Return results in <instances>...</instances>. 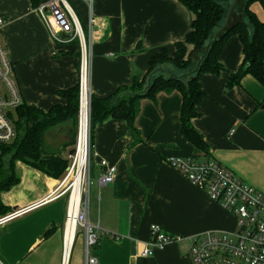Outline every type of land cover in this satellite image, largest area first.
<instances>
[{"label": "crops", "instance_id": "1", "mask_svg": "<svg viewBox=\"0 0 264 264\" xmlns=\"http://www.w3.org/2000/svg\"><path fill=\"white\" fill-rule=\"evenodd\" d=\"M69 2L89 43L87 3ZM251 7L264 21L262 3L255 1ZM93 15L90 87L99 97L130 85L136 74H146L151 58L164 48L173 52L193 21V13L180 0H94ZM0 17L6 20L0 27V43L13 63L25 104L44 110L65 104L60 92L79 83V42L56 41L31 0H0ZM221 62L220 73L201 77L207 97L193 119L208 154L181 132L179 91L142 99L136 119L141 142L132 145L124 120L110 118L96 127L91 155L94 182L89 192V220L101 227L100 242L91 249L96 264H193L187 245L179 242L141 256L153 224L184 236L236 229L235 216L171 165L169 157L218 161L250 185L264 189V85L247 75L240 85L227 87L230 74L243 62L239 36L226 42ZM73 133L71 122L50 130L48 150L69 158L75 147ZM103 160L117 167L112 183L98 182ZM16 172L19 182L1 193L9 210L0 211V216L51 200L0 227V259L5 264H62L68 206V195H59L63 177H51L22 161H17ZM74 244L69 264H86L82 232Z\"/></svg>", "mask_w": 264, "mask_h": 264}, {"label": "built area", "instance_id": "2", "mask_svg": "<svg viewBox=\"0 0 264 264\" xmlns=\"http://www.w3.org/2000/svg\"><path fill=\"white\" fill-rule=\"evenodd\" d=\"M84 1L89 10V43L80 19L69 0H48L36 7L52 37L58 42L78 41L81 52L76 153L69 157L70 164L61 184V186L64 185V190L59 194L68 195L62 264L70 262L79 229L82 230L85 238L86 264L98 262L97 258L91 254V249L99 244L101 238V227L89 220V192L94 182L91 169L93 146L91 144L92 91L90 77L93 56L92 28L95 17L93 15L94 0ZM5 22L6 20L0 17V27ZM23 103V96L14 76L13 63L7 49L0 43V145L9 144L15 139L17 131L10 117V111ZM83 119L85 121L84 137H82ZM230 134H233V131ZM81 146L84 150V161L80 167L78 156ZM168 161L233 214L237 221V227L232 232L210 230L197 235L184 236L167 232L160 225L153 224L150 229V239L141 256H150L157 248H163L171 242H179L187 245V253L193 264H264V189L250 185L215 160L203 161L192 157L172 156L168 158ZM101 165L103 170L98 177L99 184L112 183L117 176V167L110 165L106 160L101 161ZM78 175L80 180L76 187ZM49 200L51 199L47 198L35 205L1 215L0 227ZM111 236L117 241L121 239L116 234ZM0 264L5 263L0 259Z\"/></svg>", "mask_w": 264, "mask_h": 264}, {"label": "trees", "instance_id": "3", "mask_svg": "<svg viewBox=\"0 0 264 264\" xmlns=\"http://www.w3.org/2000/svg\"><path fill=\"white\" fill-rule=\"evenodd\" d=\"M31 1L35 7L41 3V0ZM180 1L193 13L191 30L185 40L177 42L173 52L164 48L154 55L150 60L147 73L134 75L130 85L122 86L106 97H99L92 93V146L96 127L110 118L124 120L127 123L129 134L133 138L132 145L143 141L136 125L142 99H155L160 92L179 91L182 94L181 132L196 149L208 154L209 148L203 135L193 125V119L200 115L199 107L207 97L201 77L205 73L218 74L224 69L221 54L226 42L232 36L236 35L241 39L243 62L236 72L230 74L227 87L240 85L247 75H252L264 85V21L251 7L255 1H260L264 6V0L237 2L227 28L212 44L199 69L189 76L186 74L195 68L196 62L205 52V47L225 23L232 0ZM150 75H152L151 83L147 91L141 93ZM60 94L66 103L56 104L49 110L24 102L10 111L17 135L11 143L0 145L1 152H10L7 165L0 159V211L2 213L8 212L9 208L3 205L1 193L10 190L20 180L16 172L17 161H22L54 178H62L66 173L70 159L59 153L50 152L46 144V135L55 127L71 122L74 143H76L80 105L79 83L61 91ZM51 231V228L48 229L45 235L48 236Z\"/></svg>", "mask_w": 264, "mask_h": 264}, {"label": "water", "instance_id": "4", "mask_svg": "<svg viewBox=\"0 0 264 264\" xmlns=\"http://www.w3.org/2000/svg\"><path fill=\"white\" fill-rule=\"evenodd\" d=\"M239 0H232L229 8H228V11H227V15H226V20H225V23L223 24V26L217 31V33H215L213 39L207 44V46L205 47V52L204 54L199 58V60L196 62V65H195V68L188 72L186 75L189 76L191 74H193L194 72H196L198 69H199V66L202 62V60L204 59V57L206 56V54L208 53L210 47L212 46V44H214L217 39L220 37V35L225 31V29L227 28L228 24H229V21H230V18H231V14H232V11L234 10L237 2ZM151 78H152V75H150L148 78H147V83L143 89V91L141 93H145L151 83ZM76 153V148L74 147L71 151H70V155H74Z\"/></svg>", "mask_w": 264, "mask_h": 264}, {"label": "bare ground", "instance_id": "5", "mask_svg": "<svg viewBox=\"0 0 264 264\" xmlns=\"http://www.w3.org/2000/svg\"><path fill=\"white\" fill-rule=\"evenodd\" d=\"M84 123H85V121L83 119L82 137H84V135H85ZM83 151H84L83 147L81 146V148L79 150V156H78V161L80 163V167H81V165L83 164V161H84V152ZM79 180H80V177L78 175L77 178H76V187L78 186Z\"/></svg>", "mask_w": 264, "mask_h": 264}, {"label": "rangeland", "instance_id": "6", "mask_svg": "<svg viewBox=\"0 0 264 264\" xmlns=\"http://www.w3.org/2000/svg\"><path fill=\"white\" fill-rule=\"evenodd\" d=\"M77 140V139H76ZM75 145H76V143H75ZM0 159H1V162H4V164H6L7 165V163H9V158H10V152H5V153H3V152H1L0 151ZM80 232H82V230L81 229H79V233ZM79 240V239H78ZM77 243V242H76ZM75 246H76V244H74V248H75Z\"/></svg>", "mask_w": 264, "mask_h": 264}]
</instances>
